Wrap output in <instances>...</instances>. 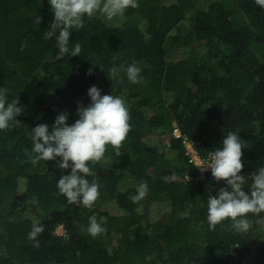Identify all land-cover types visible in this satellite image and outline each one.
Instances as JSON below:
<instances>
[{
    "label": "trees",
    "instance_id": "1",
    "mask_svg": "<svg viewBox=\"0 0 264 264\" xmlns=\"http://www.w3.org/2000/svg\"><path fill=\"white\" fill-rule=\"evenodd\" d=\"M138 4L112 20L85 17L68 44L81 45L79 56L61 57L58 32L44 39L54 18L48 0H0V88L24 109L20 124L0 130V264H264V223H257L264 212L248 214L246 233L230 220L210 230L208 197L226 182L187 181L196 171L172 134L176 124L205 158L237 132L246 144L242 187L250 194L251 173L264 167V8L255 0ZM133 62L142 82H129L124 71L120 80L107 76ZM93 85L126 101L131 130L120 156L109 145L103 160L89 164L95 175L86 179L100 185L89 209L59 193V178L70 173L56 166L59 157L33 165L24 150L32 154L36 125L51 130L61 112L74 123L77 102L91 103ZM150 135L168 143L151 144ZM127 179L135 184L120 191ZM145 181L146 198L133 202ZM105 196L125 212L101 209ZM92 216L106 229L96 238L81 231ZM36 220L45 228L38 248L28 238Z\"/></svg>",
    "mask_w": 264,
    "mask_h": 264
},
{
    "label": "clouds",
    "instance_id": "2",
    "mask_svg": "<svg viewBox=\"0 0 264 264\" xmlns=\"http://www.w3.org/2000/svg\"><path fill=\"white\" fill-rule=\"evenodd\" d=\"M53 13V20L49 30L45 32L44 39H51L56 35V43L61 57L64 55L79 56L81 45L77 43L73 49L68 44L72 30H80L84 26V18H93L97 13L108 20L123 16L126 9L138 8V0H48ZM256 4L264 8V0H255ZM41 17L36 16L37 27ZM26 45H21L23 51ZM100 67V66H99ZM102 69V67H100ZM103 70V69H102ZM126 73L127 79L133 84L142 82L141 68L135 62L119 68L113 66L107 75L109 79L120 80V72ZM86 74H92L90 68ZM6 88H0V130H8L21 122L16 119L24 111L23 106H18L19 100L15 98L7 101ZM91 103L83 106L78 103L76 113L78 119L68 124V114L61 112L55 118L51 130L46 123L38 124L32 128L33 148L32 154L25 149L30 161L36 165L38 161H53L57 157L59 169H70V173L62 175L57 183L58 191L69 204L83 205L91 209L100 196V185L97 180L89 182L86 177L95 173L89 164L100 162L104 158L107 146L116 151L120 156V148L127 139L131 130L130 112L126 101L109 94L101 95L96 86H91L87 92ZM246 147L237 132H229L222 140V148L212 151L207 160L202 161L197 168L201 172L211 170L212 177L217 181H225L226 186L221 187L218 194L208 197L207 220L209 229L215 230L216 225L225 220L231 221V227L237 233H246L252 227V222L247 219L248 214L259 215L264 212V167L251 173L252 186L250 194L243 190L246 183L240 175L244 165L242 163V149ZM148 193L147 182H141L137 194L131 197L133 202L146 198ZM88 227L82 228L93 238L103 234L106 229L97 221L95 216L89 218ZM264 223V219L257 221ZM45 228L41 221L36 220L28 234L33 247H39L38 237ZM154 256V254H153ZM153 256L147 257L151 260Z\"/></svg>",
    "mask_w": 264,
    "mask_h": 264
},
{
    "label": "built area",
    "instance_id": "3",
    "mask_svg": "<svg viewBox=\"0 0 264 264\" xmlns=\"http://www.w3.org/2000/svg\"><path fill=\"white\" fill-rule=\"evenodd\" d=\"M172 132H173L174 137L182 138V143L185 147V153L187 155L188 162L192 166V168L196 171L195 174L190 173V174L186 175L187 181L197 182L200 180L207 179L210 182H217L212 177L210 169H208L204 172H201L200 169L196 167V165H198L202 161L207 160L209 158L210 154L205 158L201 157L198 154V152L195 150V148L193 147L191 140L186 135H183L181 133L180 129L178 128V126L176 124H174Z\"/></svg>",
    "mask_w": 264,
    "mask_h": 264
},
{
    "label": "rangeland",
    "instance_id": "4",
    "mask_svg": "<svg viewBox=\"0 0 264 264\" xmlns=\"http://www.w3.org/2000/svg\"><path fill=\"white\" fill-rule=\"evenodd\" d=\"M97 15H101L102 17L106 18L105 16H103L100 13H97ZM135 17H138V15L136 14ZM105 94H109V93L106 92L104 89L101 90V95H105ZM172 134H173V132H172ZM30 136H33L32 132L30 133ZM148 138H149V142L151 144H154V145H158L160 143H163V144L168 143V139L166 137H162V136L159 137L157 135H150V136H148ZM134 184L135 183L133 181L127 179L124 182L120 183L118 185V188H119L120 191H124L125 189L133 186ZM99 207L101 209L107 210L108 212H110L112 214H117V215L122 214V213L125 212V210L118 204V202L115 199V197H112V196H108V197L105 196V198L101 200V202L99 204ZM155 207H158V206H155ZM56 232L58 234H64L63 227L62 226H58L57 229H56Z\"/></svg>",
    "mask_w": 264,
    "mask_h": 264
}]
</instances>
